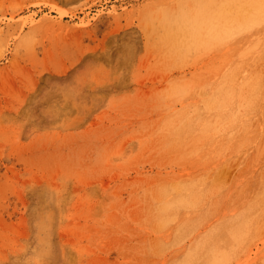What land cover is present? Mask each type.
Segmentation results:
<instances>
[{"label":"rangeland","instance_id":"1","mask_svg":"<svg viewBox=\"0 0 264 264\" xmlns=\"http://www.w3.org/2000/svg\"><path fill=\"white\" fill-rule=\"evenodd\" d=\"M0 264H264V0H0Z\"/></svg>","mask_w":264,"mask_h":264},{"label":"bare ground","instance_id":"2","mask_svg":"<svg viewBox=\"0 0 264 264\" xmlns=\"http://www.w3.org/2000/svg\"><path fill=\"white\" fill-rule=\"evenodd\" d=\"M60 13H61V12H60ZM60 13H59V14H60ZM65 14H66L65 12H62L60 15H62V16H63V15H65Z\"/></svg>","mask_w":264,"mask_h":264}]
</instances>
